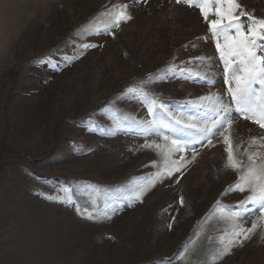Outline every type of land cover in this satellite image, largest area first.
Returning a JSON list of instances; mask_svg holds the SVG:
<instances>
[{"label": "rangeland", "instance_id": "374dc122", "mask_svg": "<svg viewBox=\"0 0 264 264\" xmlns=\"http://www.w3.org/2000/svg\"><path fill=\"white\" fill-rule=\"evenodd\" d=\"M237 2L264 18V0ZM217 42L176 0H0V264H264L260 213L231 218L248 192L227 190L220 135L247 162L264 129L234 111ZM221 105L233 124L202 139ZM181 131L201 143L176 151Z\"/></svg>", "mask_w": 264, "mask_h": 264}, {"label": "snow or ice", "instance_id": "6c2138e0", "mask_svg": "<svg viewBox=\"0 0 264 264\" xmlns=\"http://www.w3.org/2000/svg\"><path fill=\"white\" fill-rule=\"evenodd\" d=\"M134 3H148V0H133ZM177 4L184 3L189 7H198L201 15L208 23V27L211 33L217 38L221 33L225 34V42L221 45L217 42V49L220 51L222 59H225L226 72L229 68H233L231 80L225 79V83H233L234 87H229L228 91L231 94V100L235 104L234 111L242 116L245 121H252L264 129V55L259 54L264 51V18L257 19L254 15H251L243 9V7L237 2V0H176ZM127 3L120 6L118 11L112 13L113 19L109 27H119L121 21L130 19L128 15ZM239 10L238 14H235ZM214 15L216 19H209V16ZM241 17H247L250 23L245 27L241 21ZM235 32L234 35H229L231 31ZM96 32L101 29H96ZM105 33L108 32V28L103 29ZM89 45L82 44V48H87ZM94 46V45H93ZM73 59H78V56H74ZM68 60V57H65ZM47 63L51 64L52 59L49 58ZM163 77H161L162 79ZM211 83V81H209ZM260 85L259 90L254 85ZM145 98L146 95H145ZM153 106L148 108L149 113L153 112ZM233 109L227 105H221L217 108L216 114L213 117L210 127L201 129L202 139H206L209 136L215 134L216 131L225 128V125L231 126L233 124ZM193 127L192 125L188 126ZM181 135L184 137L182 144L180 139H172L171 145L176 151H180L183 147H190L191 144L201 143L200 140L188 142L190 137L187 133L181 131ZM220 135L223 137L224 144L227 145L225 151L227 153L226 167L237 172V181L234 185L229 186L227 190H238L239 192H245L247 190L248 195L238 202L239 209L232 213V219L234 220L238 216H243L246 213L252 214L254 211L260 213L259 220L264 221V155L260 153H253L247 156V162L238 159L233 151V147L228 135H225L223 131H220ZM165 141H168L169 137H164ZM211 146V140L208 141ZM255 143V139L252 140ZM151 147V145H148ZM264 146V145H262ZM237 147H239L237 145ZM247 152V149L245 150ZM195 155V152H194ZM259 157V159H257ZM180 167H183V158H181ZM180 167L174 168V171L179 172ZM168 176L172 175V172H167ZM226 190V191H227ZM222 193L221 195H224ZM141 193H137L131 199H140ZM69 205L72 204L71 200L65 201ZM181 203L183 198L181 197ZM252 207L249 208L248 205ZM128 207H131V202L128 203ZM76 210L80 213V208L77 205ZM118 209L113 208V214ZM89 219H97L96 216L89 214ZM103 219H111V216L107 214V209L103 213ZM171 227V225H169ZM257 228V221L252 222V226L245 228L243 226H236L234 228L235 239L230 241V244H238L243 246V242L250 239ZM231 248L226 249L230 251ZM218 258V257H217Z\"/></svg>", "mask_w": 264, "mask_h": 264}, {"label": "bare ground", "instance_id": "6f19581e", "mask_svg": "<svg viewBox=\"0 0 264 264\" xmlns=\"http://www.w3.org/2000/svg\"><path fill=\"white\" fill-rule=\"evenodd\" d=\"M156 1V0H155Z\"/></svg>", "mask_w": 264, "mask_h": 264}]
</instances>
